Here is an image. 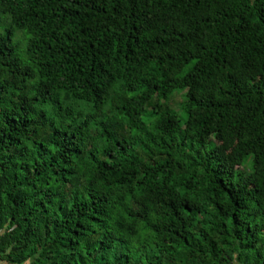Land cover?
I'll return each instance as SVG.
<instances>
[{
    "label": "trees",
    "instance_id": "obj_1",
    "mask_svg": "<svg viewBox=\"0 0 264 264\" xmlns=\"http://www.w3.org/2000/svg\"><path fill=\"white\" fill-rule=\"evenodd\" d=\"M0 263L264 264V0H0Z\"/></svg>",
    "mask_w": 264,
    "mask_h": 264
},
{
    "label": "rangeland",
    "instance_id": "obj_2",
    "mask_svg": "<svg viewBox=\"0 0 264 264\" xmlns=\"http://www.w3.org/2000/svg\"><path fill=\"white\" fill-rule=\"evenodd\" d=\"M17 40L20 44V51H24L26 49V43H25V36L22 33H18ZM182 102V93H176L172 96L170 103L175 109V111H180V103ZM245 171L248 172V168H245Z\"/></svg>",
    "mask_w": 264,
    "mask_h": 264
},
{
    "label": "built area",
    "instance_id": "obj_3",
    "mask_svg": "<svg viewBox=\"0 0 264 264\" xmlns=\"http://www.w3.org/2000/svg\"><path fill=\"white\" fill-rule=\"evenodd\" d=\"M1 264V263H0Z\"/></svg>",
    "mask_w": 264,
    "mask_h": 264
}]
</instances>
